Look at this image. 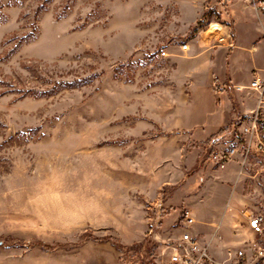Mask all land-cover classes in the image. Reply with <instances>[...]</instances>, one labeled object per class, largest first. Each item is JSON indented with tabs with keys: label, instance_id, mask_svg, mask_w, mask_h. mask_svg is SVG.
Here are the masks:
<instances>
[{
	"label": "rangeland",
	"instance_id": "1",
	"mask_svg": "<svg viewBox=\"0 0 264 264\" xmlns=\"http://www.w3.org/2000/svg\"><path fill=\"white\" fill-rule=\"evenodd\" d=\"M179 1L0 0V264H156L193 205L264 216V31L230 13L259 0Z\"/></svg>",
	"mask_w": 264,
	"mask_h": 264
},
{
	"label": "crops",
	"instance_id": "2",
	"mask_svg": "<svg viewBox=\"0 0 264 264\" xmlns=\"http://www.w3.org/2000/svg\"><path fill=\"white\" fill-rule=\"evenodd\" d=\"M182 2H189L192 5L194 16L191 19H187V14L182 11ZM197 3L198 0H180L178 3L180 4L182 18L187 25L189 24L188 27H192L201 15L197 10ZM230 13L234 31H239L238 28L240 25H243L246 31H264V26L258 24L254 19V15L250 12L242 13L238 17L234 12V9H231ZM179 53L182 57L179 60L180 65H186L189 69L186 73L187 77L191 80L195 79L200 82L201 80H199V78H202L201 84H206L209 78V66L206 59L207 57L209 58V55H207L205 51L194 52L192 54L183 53L181 51H179ZM253 64L255 67L258 66L255 63ZM229 68L230 77L233 81V63L231 60ZM191 207L192 209H190L196 219V222L191 229L192 233L202 235L206 238L214 235L212 239L211 253L217 258L224 257L225 250L228 247L241 249L247 243L258 238L248 226V215L246 212L243 213L242 217L236 216L231 209L233 206L230 208V205L225 206L218 204L217 202L203 203L200 206L193 205ZM260 238L264 241V234Z\"/></svg>",
	"mask_w": 264,
	"mask_h": 264
},
{
	"label": "built area",
	"instance_id": "3",
	"mask_svg": "<svg viewBox=\"0 0 264 264\" xmlns=\"http://www.w3.org/2000/svg\"><path fill=\"white\" fill-rule=\"evenodd\" d=\"M252 6L254 11L264 13V0H259L253 3ZM179 50L186 53L189 50L188 43L179 45ZM161 55L167 56L168 54L163 50ZM250 86L262 94L264 80L257 76ZM256 126V122L252 121L249 126L245 127V131L251 133V135L254 134L258 139ZM195 222L194 215L190 211L185 210L180 227L183 232L176 239L165 243L163 251L158 254L156 264H264V241L260 238L264 230L263 215L247 216L248 226L258 238L247 243L241 249L228 247L222 258H217L211 253L214 235L206 238L192 233L191 229Z\"/></svg>",
	"mask_w": 264,
	"mask_h": 264
}]
</instances>
